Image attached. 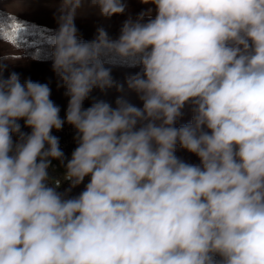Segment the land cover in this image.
I'll return each mask as SVG.
<instances>
[{"label":"clouds","instance_id":"obj_1","mask_svg":"<svg viewBox=\"0 0 264 264\" xmlns=\"http://www.w3.org/2000/svg\"><path fill=\"white\" fill-rule=\"evenodd\" d=\"M140 3L154 9L129 16L117 38L99 26L85 41L77 16L123 15L125 0H58L47 42L68 97L63 119L49 84L4 75L23 59L26 31L8 13L0 264H264V0ZM117 65L140 70L120 81ZM111 89L120 93L115 106L92 96ZM186 106L192 119L177 127ZM65 123L78 145L66 163L52 135ZM178 146L199 163L179 158ZM53 160L72 187L89 177L84 191L58 192Z\"/></svg>","mask_w":264,"mask_h":264},{"label":"rangeland","instance_id":"obj_2","mask_svg":"<svg viewBox=\"0 0 264 264\" xmlns=\"http://www.w3.org/2000/svg\"><path fill=\"white\" fill-rule=\"evenodd\" d=\"M127 9L123 15H114L110 19H104L96 14L95 11H88L83 15L77 16L75 23L79 30L80 38L85 41H91L95 38L96 29L99 26H103L109 32L112 38H117L120 33L122 23L129 17L135 18L137 14L142 11H147L149 8H153V5L142 4L140 0H125ZM58 0H24V8L22 11H18L16 7V0H0V9L7 13L16 12V16L24 20L25 22L31 23L37 27H41L47 31V35H51L57 30L58 24L56 20V5ZM155 12L153 11V16ZM147 19V17L145 18ZM48 36V37H49ZM23 59L15 63L8 65L4 75L7 76L10 72H17L21 74V78H31L33 81L40 83H47L51 88V99L57 104L61 111L60 117H65V112L68 105V97L65 96V89L63 87H57V77L52 70V62L46 59H37L30 57L25 54L21 49ZM6 52H14L6 42L4 38H0V56H3ZM138 67H127V66H113L112 76L116 80L122 81L125 76L129 73H135L139 71ZM120 93H117L115 89L108 90L106 93H101L99 90H94L92 96L99 99H103L113 106H115V100ZM125 98L132 104L141 106L142 102L134 92H127ZM91 104V100H85L84 107L87 108ZM192 119V110L190 106H186L182 118L177 121V127L189 123ZM176 155L189 163H199L198 157L194 154L177 147ZM49 176L53 180L60 182L57 191H63L69 187L70 181L64 179L65 168L61 165L59 160H53L51 167L49 168ZM85 185L83 182L75 186L73 196H78L84 191Z\"/></svg>","mask_w":264,"mask_h":264},{"label":"trees","instance_id":"obj_3","mask_svg":"<svg viewBox=\"0 0 264 264\" xmlns=\"http://www.w3.org/2000/svg\"><path fill=\"white\" fill-rule=\"evenodd\" d=\"M19 21L24 22L26 31L21 33L23 39L22 49L25 54L30 57L35 56L37 59H46L52 62L51 52L52 49L47 42V31L43 30L41 27L32 25L31 23L25 22L17 16ZM8 21V13L0 9V38H4V34L8 26L11 24V21ZM9 35L12 34L11 31L8 32ZM74 197V196H73Z\"/></svg>","mask_w":264,"mask_h":264},{"label":"built area","instance_id":"obj_4","mask_svg":"<svg viewBox=\"0 0 264 264\" xmlns=\"http://www.w3.org/2000/svg\"><path fill=\"white\" fill-rule=\"evenodd\" d=\"M22 127V131L24 132H30L31 130L29 128L24 127V121L21 120L19 121ZM52 135H55L59 138L60 141V148L64 152L65 155V163L67 162L68 159L71 158V154L74 151V149L78 146L77 141H76V135L77 132L75 128L67 123L64 124L63 128L59 131L53 129L52 130ZM15 139V137H14ZM90 178L85 177L83 181V185H86L89 182ZM75 187L71 186V182L68 188H66L63 191H58L62 194L66 195V198H72L73 197V191Z\"/></svg>","mask_w":264,"mask_h":264},{"label":"bare ground","instance_id":"obj_5","mask_svg":"<svg viewBox=\"0 0 264 264\" xmlns=\"http://www.w3.org/2000/svg\"><path fill=\"white\" fill-rule=\"evenodd\" d=\"M86 186V185H85Z\"/></svg>","mask_w":264,"mask_h":264}]
</instances>
